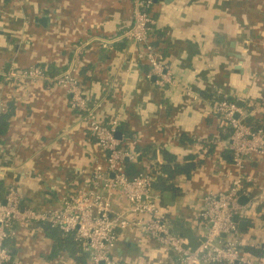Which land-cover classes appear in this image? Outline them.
<instances>
[{"label":"crops","instance_id":"crops-1","mask_svg":"<svg viewBox=\"0 0 264 264\" xmlns=\"http://www.w3.org/2000/svg\"><path fill=\"white\" fill-rule=\"evenodd\" d=\"M150 13V39L169 67L171 84H159L145 61H134L136 46L120 39L133 22L130 0H0V71L32 65L61 70L77 55L85 96L97 105L100 122L122 113L117 131L123 149L158 170L170 164L188 171L192 160L187 173L174 172L168 181L175 190L167 192L171 198L161 211L172 233L194 247L205 231L203 196L226 190L232 169L231 129L211 112L208 94L241 101L242 109L255 105L254 115L264 113V0H153ZM103 40L112 43L102 47ZM10 107L0 136L5 191L13 185L19 192L20 186L25 202L56 209L61 199L86 187L94 165L104 163L103 153L81 114L70 108L68 93L47 80L0 75V112ZM134 159L124 162L127 170ZM246 173L252 181L243 204L251 208L264 190V154L247 160ZM112 207L125 210L124 198L115 195ZM246 218L251 221L240 220L243 246L263 256L264 209ZM122 238L114 252L129 264H175L172 253L162 257L153 248V239L145 244L146 257L132 249L134 233ZM14 244L23 264H77L67 256L44 259L51 241L36 226L20 228Z\"/></svg>","mask_w":264,"mask_h":264},{"label":"built area","instance_id":"built-area-1","mask_svg":"<svg viewBox=\"0 0 264 264\" xmlns=\"http://www.w3.org/2000/svg\"><path fill=\"white\" fill-rule=\"evenodd\" d=\"M133 22L120 36L136 46L135 62L145 61L149 72L158 77V83L171 84L170 70L160 60V53L151 44L154 20L148 14L150 0H130ZM112 42L102 41V47ZM77 54V52H76ZM75 54V55H76ZM78 56H74L66 68L50 76L38 66L20 69L15 66L0 71L5 80H47L63 88L69 95V106L81 114L86 127L104 156L103 164H95L86 187L67 195L54 208H38L24 201L15 186L7 187L0 199V264L11 261L8 242L15 240L20 228L35 223H48L62 234H72L84 250L91 253V264H125L111 256L117 240V232L136 228L154 239L164 252L174 255L175 264H264L263 256L242 253L243 240L239 236L236 217L249 210L250 204H240L245 185L252 181L246 173L247 160L264 154V132L252 130L246 122L250 114L235 102L220 100L211 112L219 115L231 129L229 151L232 169L226 175L230 185L226 190L207 192L203 196L200 217L205 221V231L200 242L190 247L170 230L165 214L158 204V195L152 192L154 176L139 173L128 177L124 162L135 154L123 149L115 137L120 116L108 123L99 121L96 108L88 102L78 75ZM119 194L126 202L125 210H115L112 200ZM253 200L264 199V190ZM13 264H23L15 260Z\"/></svg>","mask_w":264,"mask_h":264},{"label":"trees","instance_id":"trees-1","mask_svg":"<svg viewBox=\"0 0 264 264\" xmlns=\"http://www.w3.org/2000/svg\"><path fill=\"white\" fill-rule=\"evenodd\" d=\"M11 1H13V0H2V2H5V3H9V2L11 3ZM150 2L152 5L153 0H150ZM151 5L148 9V14L150 15V17H152L151 13H150ZM151 44L158 52L160 51L159 48L157 47V43H155L154 41H151ZM160 60L163 61L161 55H160ZM34 66H38V67L42 68L45 72H47V73L50 72L51 74H55V73L63 70L62 68H61V70L60 69L57 70L53 65H47V66L34 65ZM20 69H25V68H20ZM80 72H81V68L79 67L78 73H80ZM85 91L86 90L84 89V92ZM207 98L210 101L211 107H213L218 101L222 100V97L216 96L215 94H208ZM254 106L255 105L244 106V110L249 112L252 110V108ZM11 109L12 108L10 107L9 110H7L6 112H3V113L0 112V136L3 135L7 129L8 119H9L10 115L12 114ZM118 113L119 112H117V114H116V115L120 116L118 129L119 128L121 129L122 123H123V120H122L123 118H122V113H121V115ZM246 122L250 125L252 130H261L264 132V113H261V115L260 114H258V115L250 114L247 117ZM121 146L123 148H126V146H124L122 144H121ZM134 152L136 153V151H134ZM140 157H141L140 154L137 153V156L134 159V162L131 164V167L128 170H127L126 165L124 164V171L128 177H132V176L137 175L139 173H149V174L153 175L154 176V182L152 185V192L156 193L158 195V197H159L158 204H159L160 209L163 210L164 204L166 203L165 201H167L168 198H171V197H168L167 192L175 190V187H173L171 183H168V181L171 180L172 178H174V172L179 173V174L187 173L189 171L190 167L192 166L193 162H192V160L188 161L189 162L188 171L185 169H181V168L178 169V168H176L177 166L175 167V169H171L170 164L169 165L168 164L160 165L159 170H158L157 168H154V166L143 164L141 162ZM160 173H162V174H160ZM2 179H3L2 175H0V199H2L4 194H5V187L3 185ZM247 186L245 187L244 190L247 189ZM18 189H19V192L21 193L22 191L20 190V186H18ZM170 194H172V193H170ZM261 209H264V201L254 200L252 207L249 208V210L247 212L236 217V219H238V221H240L242 219L247 220V221H251L250 218L249 219L246 218V217H248L249 212L250 213L251 212L258 213V212H260ZM32 226H36V227L41 228L43 230L45 237L51 241L50 252L48 255L43 257L44 259H46L48 261H52V260L59 259L62 256H67L68 259H72L77 264H90L91 253L87 250H84V248L81 246L80 242L77 241L76 239H74L72 234H62L59 230L51 227L48 223H35ZM238 230H239V236L241 237L242 232L244 231V228H241L238 225ZM126 231H130V232L134 233L135 237H137L136 240L134 241V244L131 245L132 249L138 250L139 256H146V252H147L146 248H148V246L147 245L145 246V244L148 243L150 241V239H152V238L148 237L147 235L140 233V231H138V229H136V228L119 230L117 232V240H116L115 246L118 243L119 244L122 243V241H123L122 237L124 236V233ZM156 244H153V248H155L160 254H162V257H164L168 252H164L162 250V248L158 245L157 242H156ZM8 248L11 251V261L8 262L7 264H13V262L18 259V254H19L18 247L14 244V240H10L8 242ZM127 249H129V248H127ZM132 249H130V250H132ZM241 251H242V253H244L246 255L248 254L251 256L252 255L258 256L260 254L258 249L253 248V247L249 246L248 244H245L244 246H242ZM111 256L113 258L125 263V264H129L128 260H124L120 257H117L115 255L114 249L111 252ZM147 256H148V254H147ZM211 264H214V263H211Z\"/></svg>","mask_w":264,"mask_h":264},{"label":"water","instance_id":"water-1","mask_svg":"<svg viewBox=\"0 0 264 264\" xmlns=\"http://www.w3.org/2000/svg\"><path fill=\"white\" fill-rule=\"evenodd\" d=\"M44 21H45V18H40V19H39V22L42 23V24H44ZM242 103H243V102H241V101L237 102V106L242 107V105H243ZM115 137H116L117 139H121V134H120L119 131H116V132H115ZM245 200H246V198L243 197V196H241V197L239 198V203L243 205V203L245 202ZM242 225H244V222H243V221L239 222V226H242Z\"/></svg>","mask_w":264,"mask_h":264}]
</instances>
